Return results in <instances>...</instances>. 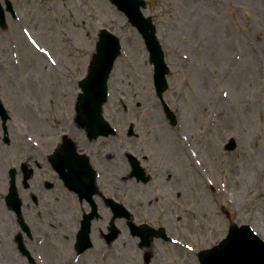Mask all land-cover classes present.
I'll list each match as a JSON object with an SVG mask.
<instances>
[{
  "label": "rangeland",
  "instance_id": "374dc122",
  "mask_svg": "<svg viewBox=\"0 0 264 264\" xmlns=\"http://www.w3.org/2000/svg\"><path fill=\"white\" fill-rule=\"evenodd\" d=\"M0 3L6 24L0 23V99L10 115L5 124L0 118V264H28L12 240L11 225L19 222L5 204L12 169L20 174L24 219L37 224L35 240L51 236L33 244L37 264L62 247L57 223L72 218L60 212L70 199L43 183L56 174L46 156L63 135L79 151L93 149L99 183L108 195H124L137 222L141 196L149 198L156 187L155 207H167L169 197L182 205L171 206L174 218H182L174 230L200 249L217 245L233 223L250 225L264 240V0H145L143 14L154 22L170 68L163 100L175 127L157 97L143 38L109 0ZM104 29L122 44L104 107L119 133L90 143L77 128L75 106ZM230 138L233 151L225 148ZM129 153L152 176L146 185L131 179ZM24 163L35 170L30 191L39 197L37 207L19 182Z\"/></svg>",
  "mask_w": 264,
  "mask_h": 264
},
{
  "label": "flooded vegetation",
  "instance_id": "af4514ba",
  "mask_svg": "<svg viewBox=\"0 0 264 264\" xmlns=\"http://www.w3.org/2000/svg\"><path fill=\"white\" fill-rule=\"evenodd\" d=\"M75 122L81 135H85L90 143H96L101 139L99 138L95 141H91L86 132L80 128L76 118ZM65 136L68 135H63L60 138V143L65 139ZM76 146L78 149L77 143ZM79 152L87 154L84 151ZM89 152L90 158H92V156L94 157L95 152L93 149ZM102 176L103 173L100 174V172L97 175L98 188L96 189V193L92 196L93 202L87 197L81 198L79 194L70 191L58 174H55L52 180L44 181L43 188L54 190L60 187L68 193L70 201L64 198V202L62 203L63 212L61 210L60 212L72 217L71 219H63L60 225L57 223L58 227L61 228L58 239L62 247L57 250V255L50 256L47 264H130V252L132 253L130 257L132 264H201V252L215 246L203 245L200 249L193 244L191 238L177 233L174 230L173 224L174 222H181L182 218L180 216H176V219L174 218L172 205L179 206L180 208H183V206L177 204V202L175 203V201L169 197L167 200V207H155L156 204L160 202L159 196L156 195V187L153 188L149 198L141 196V223L137 222L135 214L131 211L124 199V195L118 199L116 196L108 195L105 192V189L102 187L103 184L99 183V179H101ZM130 177L134 179L132 174ZM145 178L148 180L146 182L141 180V184L143 185H146L152 180V176L148 174ZM117 179H121V177ZM50 184L52 185L51 187ZM30 190L31 186L27 189V192H29V196L31 200H33V195L35 194ZM39 203L40 200L37 205H34L37 207ZM114 207H117L116 211ZM129 211L132 213V219H130ZM187 212H189L188 209ZM40 217H42V215ZM130 221L141 225V236L131 234L129 229ZM43 222L45 221H42L40 225L46 226L47 224ZM17 223L16 220L15 224ZM28 224L31 235L25 234L18 225H11V229L13 227L16 228V234L12 240L14 241V245L16 247L18 246L19 255L23 256L28 264H37V260L34 256L35 252H37V247L35 249L33 244H35V242L43 244L47 238H51V236L50 234H46L38 238L39 241L35 240L32 225L37 224L31 222H28ZM113 224L119 229V234L113 233ZM57 225H52L54 227L53 231L55 232L59 230ZM152 230H156L157 233H152ZM55 236L54 234V238ZM18 239L22 241L25 249L29 252V257L21 252L19 244L17 243ZM201 239H203V237ZM53 242L52 244L55 248H58ZM191 255L193 258L190 257ZM20 261H22L21 264H24L23 260Z\"/></svg>",
  "mask_w": 264,
  "mask_h": 264
},
{
  "label": "water",
  "instance_id": "95a60500",
  "mask_svg": "<svg viewBox=\"0 0 264 264\" xmlns=\"http://www.w3.org/2000/svg\"><path fill=\"white\" fill-rule=\"evenodd\" d=\"M118 9L126 14L129 21L135 26L143 36L147 48L151 55V63L155 66V86L157 95L163 99V94L168 89L166 75L169 69L165 64L164 53L156 37V29L151 18H145L141 7H146L143 0H111ZM4 23V15H1ZM121 55V44L118 37L108 32L101 31L96 47V54L92 58L89 74L80 84L83 93L80 95L77 103L78 120L82 126H85L92 138L100 135L109 136L115 131L103 117V106L108 100V80L114 68L117 58ZM165 112L172 125L177 124L176 116L169 110L163 102ZM0 115L3 122L8 119V115L0 103ZM133 135V134H132ZM236 148L235 139H231L226 150L233 151ZM67 157L63 156L60 150H57L51 157L57 170L63 171L65 167L79 168L89 172L91 181L84 177L83 183L95 187V179L92 174L93 169L87 163L86 158H80L75 149L66 150ZM73 163V164H72ZM66 164V165H65ZM76 164H79L77 166ZM84 164L86 169L81 165ZM132 166L135 175L141 179V174H145L139 163L132 160ZM15 170L10 172L11 182L10 190L6 197L7 204L19 209L21 200L18 195L15 183ZM87 174V173H84ZM83 185V184H82ZM81 185V186H82ZM80 183L73 185V189L81 187ZM134 234L141 235V227L137 228L131 225ZM157 233V232H156ZM203 264H264V241H262L253 230L244 225L238 228L234 225L230 228L229 236L218 247L205 251L202 258Z\"/></svg>",
  "mask_w": 264,
  "mask_h": 264
}]
</instances>
